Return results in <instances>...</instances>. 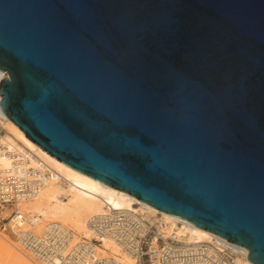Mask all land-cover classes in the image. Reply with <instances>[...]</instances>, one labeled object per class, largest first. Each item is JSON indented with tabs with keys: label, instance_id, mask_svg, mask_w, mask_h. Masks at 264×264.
<instances>
[{
	"label": "water",
	"instance_id": "water-1",
	"mask_svg": "<svg viewBox=\"0 0 264 264\" xmlns=\"http://www.w3.org/2000/svg\"><path fill=\"white\" fill-rule=\"evenodd\" d=\"M2 72L43 153L264 264V0H0Z\"/></svg>",
	"mask_w": 264,
	"mask_h": 264
},
{
	"label": "bare ground",
	"instance_id": "bare-ground-1",
	"mask_svg": "<svg viewBox=\"0 0 264 264\" xmlns=\"http://www.w3.org/2000/svg\"><path fill=\"white\" fill-rule=\"evenodd\" d=\"M1 117L3 116L0 115ZM3 118L5 133L0 137V145L8 155L0 154V169H32L48 173L50 176L34 197L18 205L20 213L29 220L23 224L22 231L38 235L46 225L55 223L71 231L72 244H75L81 240L95 238L88 221L94 216L105 214L107 207L114 210L136 211L158 219L164 225L166 237L175 236L188 243L225 246L237 254L236 264H250L242 249L196 229L182 220L159 212L132 197L107 188L49 157L29 142L14 124ZM9 213L6 208L0 209L2 219L8 217ZM14 244L0 234V262L39 264L15 242ZM97 253L101 257H112L122 264H135L132 257L106 238L102 239V248L97 249Z\"/></svg>",
	"mask_w": 264,
	"mask_h": 264
},
{
	"label": "built area",
	"instance_id": "built-area-1",
	"mask_svg": "<svg viewBox=\"0 0 264 264\" xmlns=\"http://www.w3.org/2000/svg\"><path fill=\"white\" fill-rule=\"evenodd\" d=\"M4 123L1 117L0 137L5 133ZM0 154L8 155L1 145ZM49 178L48 173L38 170L0 169V209L10 211L3 231L10 233L15 243L39 264H122L97 253L103 238L114 242L135 264H236L238 256L228 247L166 237L164 225L158 219L136 211L107 207L105 214L88 221L95 238L75 244L71 231L55 223L46 225L38 235L22 231L29 220L20 213L18 205L34 197Z\"/></svg>",
	"mask_w": 264,
	"mask_h": 264
},
{
	"label": "rangeland",
	"instance_id": "rangeland-1",
	"mask_svg": "<svg viewBox=\"0 0 264 264\" xmlns=\"http://www.w3.org/2000/svg\"><path fill=\"white\" fill-rule=\"evenodd\" d=\"M6 209L9 211L8 208H6ZM9 215H10V213H9ZM8 220H9V216L6 217L5 219H2V216H0V234L3 236H6L9 239V241H11L14 244L15 241H14L13 237L10 235V233H8L7 231H3V226L8 222ZM0 264H11V263L6 261V262H0Z\"/></svg>",
	"mask_w": 264,
	"mask_h": 264
},
{
	"label": "snow or ice",
	"instance_id": "snow-or-ice-1",
	"mask_svg": "<svg viewBox=\"0 0 264 264\" xmlns=\"http://www.w3.org/2000/svg\"><path fill=\"white\" fill-rule=\"evenodd\" d=\"M2 75H3V74H2V73H0V77H2Z\"/></svg>",
	"mask_w": 264,
	"mask_h": 264
}]
</instances>
